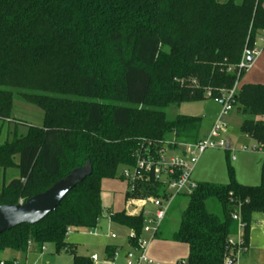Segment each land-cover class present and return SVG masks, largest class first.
<instances>
[{"label":"trees","instance_id":"16d2710c","mask_svg":"<svg viewBox=\"0 0 264 264\" xmlns=\"http://www.w3.org/2000/svg\"><path fill=\"white\" fill-rule=\"evenodd\" d=\"M264 0H0V172L16 174L0 186V205H16L47 190L89 162L90 173L54 211L33 225L0 234L6 250L37 252L52 245L71 252L73 264H94L66 241L67 228H93L102 214L101 182L135 164L144 141L155 156L167 136L179 143L200 139L202 116L166 109L229 90L234 66L264 32ZM232 68L231 71H227ZM231 113L238 129L264 142V84L239 86ZM194 81V82H193ZM42 111L39 124L12 115L14 99ZM225 184L197 182L178 227L163 224L154 239L187 245L178 264H231L229 239L244 224V246L256 215H264V182L239 183L228 167ZM120 179H123L120 174ZM125 199L158 196L160 186L137 182ZM177 197L174 199V201ZM108 211L111 221L140 233L134 207ZM105 250L112 255L113 248ZM2 260L0 264H13Z\"/></svg>","mask_w":264,"mask_h":264},{"label":"rangeland","instance_id":"374dc122","mask_svg":"<svg viewBox=\"0 0 264 264\" xmlns=\"http://www.w3.org/2000/svg\"><path fill=\"white\" fill-rule=\"evenodd\" d=\"M243 72L239 80V86L246 83L264 84V53L253 63L250 69ZM220 109L221 106L219 104L212 98L206 97L199 101L184 102L178 107L171 106L166 109V115L169 119H173L178 114L202 116L203 119L199 133L200 137H204L206 135V128L218 116ZM12 115L37 125L41 121L42 111L33 105L15 98ZM238 122L239 119L235 113L227 117L228 125L222 133V138L225 141L226 147L227 143L230 145L228 151L226 147L222 149H206L200 155L194 170V176L199 182L227 183L229 180V165L233 169V175L236 180L239 178L241 181H251V175L256 173L255 175L261 181V166L264 155L251 148L254 143L239 131L237 127ZM5 132L6 127L0 125V141L5 137ZM166 141L168 143L172 142L171 136H167ZM121 173L122 169H119L115 177L103 179L101 182L103 190L101 204L103 211L96 226L78 230L70 228V231L66 235V241L73 244L76 254L90 256L94 253L99 257V262H102L105 258L104 247L108 244L118 245L119 256L114 258V264H125L123 256L132 248L128 241L129 229L111 221L107 208L112 211H121L128 204L134 208L138 206L139 198H132L130 201L125 199V192L129 187V183L124 179H120ZM15 174L14 170H7L5 177H3L0 172V186L2 182L7 183ZM184 204L185 202L182 201L180 196L170 204L162 223L167 235L178 227L179 214ZM149 247L157 255L159 264H168V261H175V259L178 262L185 259L187 253V246L185 244L173 242L168 237L153 239ZM45 248H42L39 253L29 252L25 264H73V254L71 252L55 253L52 245H46ZM0 258H2V254H0ZM177 262H172V264H178Z\"/></svg>","mask_w":264,"mask_h":264},{"label":"built area","instance_id":"2783aa9c","mask_svg":"<svg viewBox=\"0 0 264 264\" xmlns=\"http://www.w3.org/2000/svg\"><path fill=\"white\" fill-rule=\"evenodd\" d=\"M262 53H264V32L258 34L252 47L247 45L244 47L239 62L234 66L237 70L234 85L216 96L206 92V96L219 104L221 109L204 137L195 143H179L176 150L167 148V145L172 142L166 141L158 156L150 153V141H144L141 153L135 154V164L122 170L121 175L129 183L130 192L134 190V184L137 182L151 181L160 186L158 196L139 199L136 208L142 215L143 225L139 234L129 229L128 241L132 248L125 254V264H157L148 256L149 244L159 231L174 199L181 195H190L196 189L197 182L193 178V172L200 155L206 149L226 147L222 133L228 125L227 117L232 110V100L238 89V76L240 72L250 69ZM231 70L232 68H228L227 71ZM251 148L264 155V142L255 143ZM21 203L23 202L20 200L19 204ZM232 218L238 222V231L229 239L228 251L230 254L233 253L231 264H236L238 255L244 252L246 247L242 238L244 224L237 215H233ZM69 231L70 228H67L66 235ZM42 248L45 249V247ZM116 255L115 252L114 257ZM91 260L95 262L97 255L93 254Z\"/></svg>","mask_w":264,"mask_h":264},{"label":"water","instance_id":"95a60500","mask_svg":"<svg viewBox=\"0 0 264 264\" xmlns=\"http://www.w3.org/2000/svg\"><path fill=\"white\" fill-rule=\"evenodd\" d=\"M89 173L90 165L86 162L83 167L74 169L67 177L25 202L16 205H0V234L21 224L33 225L41 221L54 211L64 196ZM132 210L133 207L128 208L129 212Z\"/></svg>","mask_w":264,"mask_h":264},{"label":"crops","instance_id":"0c3cea01","mask_svg":"<svg viewBox=\"0 0 264 264\" xmlns=\"http://www.w3.org/2000/svg\"><path fill=\"white\" fill-rule=\"evenodd\" d=\"M231 114L232 113L230 112L228 117H230ZM238 119H239V117H238ZM213 120L210 122V125L206 128V133H207L208 129L211 127ZM237 127H238V125H237ZM245 137L247 139H249L250 141H252L248 136L245 135ZM200 138H202V137H200ZM253 143L255 144L254 141H253ZM229 147H230V145L227 143V147H226L227 151L229 150ZM261 167H262V174H261V179H260L261 181H259V177L257 175H255L256 173H253L251 175V179H250L251 181H241L239 178H237V181L239 183L246 184V185H258L261 182H264V160H262V166ZM193 178L196 180V182H199L196 179V177L194 176V172H193ZM204 182H207V181H204ZM130 207H132V206H129V204H128V206L125 208H127V211H128V208H130ZM107 210L112 211L109 208H107ZM106 246H111L113 248L111 256L109 255L110 253L105 250ZM106 246L104 247V252H105L104 260L102 262H99V257L97 256V260L95 262L91 260L94 264H114V261H113L115 258L114 253L115 252L117 253L116 257L119 256L118 245L108 244ZM187 251H188V248H187ZM29 252L39 253L33 247H31L25 254L20 253V252L11 251V250H6L2 253V260L10 259V260H13L14 262H18L19 264H25L27 254ZM93 254H91L90 256H86V257H89L91 259V256ZM148 256L155 263L159 264L157 261L158 260L157 255L153 251H151L150 247L148 249ZM186 256H187V253H186ZM123 259L125 260V256H123ZM110 260L113 262H111ZM168 262H169L168 264H172V262H177V260L175 259V261H168ZM236 264H264V215H256L254 217V222H253V224L250 228V231H249L246 250L238 255V257L236 259Z\"/></svg>","mask_w":264,"mask_h":264}]
</instances>
